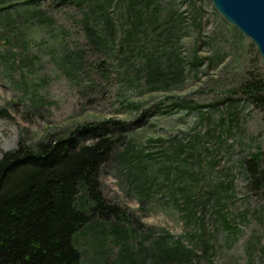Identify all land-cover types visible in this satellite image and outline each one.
<instances>
[{"label": "rangeland", "instance_id": "374dc122", "mask_svg": "<svg viewBox=\"0 0 264 264\" xmlns=\"http://www.w3.org/2000/svg\"><path fill=\"white\" fill-rule=\"evenodd\" d=\"M159 1L148 36L124 37L119 28L108 50L91 42L80 0H27L0 11V112L10 115H0V157L21 142H47L103 120L136 121L167 101L176 107L146 115L129 138L142 174L151 180L163 170L158 185L168 199L149 195L142 207L129 187L131 171L113 152L100 174L103 196L136 211L142 225L121 224L128 232L119 240L111 234L114 216L91 215L75 235L83 264H160L141 252L158 238L187 251L170 264H264V190L257 194L243 173L244 162L264 152V101L252 103L241 88L251 76L264 83V60L211 0ZM99 2L115 17L140 7ZM148 60L171 73L184 69V80L156 89L145 70L138 76ZM84 203L93 205L89 197ZM149 230L154 236L143 241Z\"/></svg>", "mask_w": 264, "mask_h": 264}, {"label": "trees", "instance_id": "16d2710c", "mask_svg": "<svg viewBox=\"0 0 264 264\" xmlns=\"http://www.w3.org/2000/svg\"><path fill=\"white\" fill-rule=\"evenodd\" d=\"M96 1L95 9L92 0H80L81 5L87 7L83 13L89 38L93 45L102 50H108L111 41L115 43L119 28H122L124 37H133L141 32L148 36V28L160 12L158 5L153 6L159 0H129L140 7L133 13L129 9L125 17L123 14L115 17L107 8H100L101 3ZM13 2L0 0V11L26 3L27 0ZM160 66L159 60H148L139 68L138 76L142 77L145 70L147 82L156 89L166 88L171 79L184 80V69L171 73L168 68L164 70ZM241 88L243 95L252 103L264 101V83L256 76H251L241 84ZM167 104V101L162 100L149 105L136 121L117 118L103 120L47 142L31 145L24 141L16 149L5 152L0 157V264H83L82 254L75 244V235L96 212L105 221H110L109 217L114 216L115 221L110 222L111 234L119 240L127 237L128 230L122 226L124 223L141 226L136 211L125 207L117 199L110 200L103 196L100 174L103 166L114 157L113 152H117L114 158L120 167H128L131 171L128 174L129 187L142 207L149 195L168 199L165 188L158 185L164 177L163 170L159 174L150 173L151 180L142 174V169L131 161L139 154L133 150L129 138V133L139 126L146 115L168 113L176 107H168ZM137 106L139 109L141 104ZM164 106L166 110L162 111ZM0 115L2 118L10 117L6 112H0ZM86 136L90 139L85 141ZM160 140V137H156L151 142L157 144ZM182 147L179 145V148ZM147 151L150 152L149 149ZM145 157L152 160L150 163H156L151 152L146 153ZM243 173L250 179L254 191L260 194L264 190V152L259 151L245 161ZM176 189L182 191L183 186ZM87 197L93 201V205L84 209L78 202L84 203ZM132 233L136 237L135 228H132ZM151 236L154 235L149 230L143 241ZM153 241L150 249L148 247L141 252L145 251L148 257H155L160 264H170L179 250L186 251L180 246V241H176L180 244L174 242L173 245L161 238Z\"/></svg>", "mask_w": 264, "mask_h": 264}, {"label": "water", "instance_id": "95a60500", "mask_svg": "<svg viewBox=\"0 0 264 264\" xmlns=\"http://www.w3.org/2000/svg\"><path fill=\"white\" fill-rule=\"evenodd\" d=\"M217 11L257 46L264 60V0H212Z\"/></svg>", "mask_w": 264, "mask_h": 264}, {"label": "bare ground", "instance_id": "6f19581e", "mask_svg": "<svg viewBox=\"0 0 264 264\" xmlns=\"http://www.w3.org/2000/svg\"><path fill=\"white\" fill-rule=\"evenodd\" d=\"M211 2H212V0H211ZM212 4H213V2H212ZM214 6V5H213ZM215 8V7H214ZM216 9V8H215ZM217 10V9H216ZM226 21H228L226 18H224ZM228 22H230V21H228ZM232 25H234L232 22H230ZM235 26V25H234ZM245 35V34H244ZM245 36H247V35H245ZM248 37V36H247Z\"/></svg>", "mask_w": 264, "mask_h": 264}]
</instances>
